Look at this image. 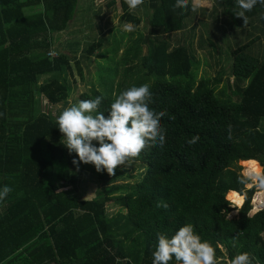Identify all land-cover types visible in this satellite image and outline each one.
Returning <instances> with one entry per match:
<instances>
[{"label": "trees", "instance_id": "1", "mask_svg": "<svg viewBox=\"0 0 264 264\" xmlns=\"http://www.w3.org/2000/svg\"><path fill=\"white\" fill-rule=\"evenodd\" d=\"M212 1L208 12L193 0L184 9L173 8L174 0H149L151 31L142 39L146 54L140 61L146 75L135 85L148 83L150 106L166 110L161 118L165 143L148 144L124 164L147 165L135 187L118 183L129 175V169L118 166L112 175L98 174L103 184L98 198L83 199L73 190L86 165L77 171L72 164L75 154L63 146L49 108L68 106L72 85L64 74L73 75L76 64L82 75V61L90 62L109 48L110 39L84 47L79 58L59 53L53 36L66 34L77 21L78 0H0V183L12 189L0 201V264H151L156 233L171 234L185 223L193 224L214 247L219 244V264L241 251L251 254L253 264H264V208L246 215L256 188L245 190L236 217L228 218L236 209L224 199L228 189L241 187L236 181L241 161L252 158L264 167V7L257 4L246 12L244 25L233 13L239 11L233 0ZM34 8L40 12L27 15ZM138 8L130 12L124 7L121 22L139 27ZM227 15L238 24H230L229 36L234 34L238 44L230 52L228 69L248 82L234 105L216 96L228 74L216 71L211 78V71L219 68L218 61L217 66L210 64L213 44H205L208 39L199 35L194 47L197 21L200 29L214 32L222 29L221 20L227 23ZM198 47L207 54L210 76L199 81L190 77L194 64L196 69L199 65ZM51 52L56 56H49ZM47 75L53 76L42 83ZM182 77L190 78L185 83L168 80ZM113 88L106 95L86 90L80 98L100 95L99 110L106 111ZM193 135L200 139L189 145ZM111 203L119 211L108 216Z\"/></svg>", "mask_w": 264, "mask_h": 264}, {"label": "clouds", "instance_id": "2", "mask_svg": "<svg viewBox=\"0 0 264 264\" xmlns=\"http://www.w3.org/2000/svg\"><path fill=\"white\" fill-rule=\"evenodd\" d=\"M233 13L248 23L246 12H250L257 4L264 7V0H233ZM129 11L135 10L143 0H124ZM189 0H174L173 8L184 9ZM264 19V14L261 15ZM135 25L130 21L121 24V30L131 32ZM113 100L106 111H100L103 97L97 95L89 99H81L64 107L55 116L56 128L62 134L63 146L69 155L75 154L72 164L79 170L80 164H91L97 173L106 172L112 175L114 170L152 144L163 147L165 130L161 127V118L166 110H157L150 106L152 93L148 83L131 85L118 94L113 92ZM105 112L107 115H105ZM171 118V117H169ZM232 125H227L228 139H231ZM200 137L193 135L186 142L195 144ZM95 141V143H93ZM241 170L237 175V184L241 187L228 189L224 199L229 206H241L242 196L246 189L255 187L264 191V167L258 161L249 158L241 161ZM12 191L8 184L0 183V201H4ZM260 192L254 193L253 201ZM161 206L160 204L157 205ZM167 207V204H163ZM256 209H250L246 215L251 216ZM230 215V214H229ZM229 218V216H228ZM264 235V234H262ZM235 239V237H233ZM215 247L207 239L195 231L194 225L185 223L171 234L157 232L154 249L151 251V264H219L220 257ZM225 264H253L254 258L249 252L241 251L231 258L225 257Z\"/></svg>", "mask_w": 264, "mask_h": 264}, {"label": "rangeland", "instance_id": "3", "mask_svg": "<svg viewBox=\"0 0 264 264\" xmlns=\"http://www.w3.org/2000/svg\"><path fill=\"white\" fill-rule=\"evenodd\" d=\"M102 5L103 6L105 5L104 6L105 8L103 9V12H105L108 8V2ZM102 5L94 4L92 0H78V7H77V13H76V17H78V19L75 23L78 24V22H81L80 23L81 26H78V28L73 29L70 33L55 34L53 36V48L59 53L69 54L70 56L77 55V58H79L83 52L84 47L92 44L94 41H97L101 38L110 39V36L107 33H103V35L105 36L98 34L101 31L100 14L103 13L99 6H102ZM29 10L30 9L27 10V13L29 12ZM34 10H40V9L34 8ZM123 12L124 11L121 10V15L123 14ZM135 14L139 17L141 12L139 11ZM216 16H219V18H222L221 13L219 14L217 13ZM226 18H227L226 24L223 25L222 20L219 22V25H222V27L219 25L218 27H221L222 29L221 30L215 29L214 32L212 31L214 29H211V28H210V31L204 30L203 28L200 29V26L196 24V26H198L196 36L198 38L199 35H203L205 39H208L207 41L204 42L205 44L207 45L209 43L213 44L211 53L213 54L214 58L210 60V64L213 66H217L216 61H218L219 68H215V71H211L210 73V75H212L211 78L214 76L216 71L219 72L221 70H224V72L228 74L227 76H225V79L220 83V85L217 86V89H216L217 98L223 104L234 105V104L240 103L243 89L246 87L248 82L244 78L234 77L230 75V71L228 69V68H231L232 66L230 52L233 47L237 46L238 43H235L237 39H234L233 37L234 34H232L231 36H229V34H230V30H232L231 25L234 27H238L237 26L238 24L235 21L233 16L231 18V15L229 16L227 15ZM149 19L150 18L143 17L142 25L139 27L141 30L139 31V29H134L136 30V35L138 37L141 38L144 32H147L148 30H150V27L148 26ZM109 20L111 19H105V18L102 19L101 25L103 24L104 21L108 23ZM236 30L238 31L239 29L236 28ZM132 33L133 31L130 32V34ZM121 36L122 38L125 37L124 41L125 40L128 41L127 33L120 32L119 37ZM241 40H244L242 35H241ZM121 41L122 40H119V42L118 40H114L112 44L113 47H111V44H110V47H109L110 49L109 51L107 50V52H110L109 53L110 56H107V57L103 56V58L105 59H102V55L104 51L101 50L100 56H96L95 54L92 58V61L90 62L82 61V64H81L82 75H80L76 64L75 65L73 64V75L68 74V73L64 74V77L66 75L67 77H69V82L72 85V95L68 102V106H70L73 103H76L78 100H81L80 98L81 93H84L86 90H87L86 92H90V91L92 93L99 92L102 95H106L114 85V88H113L114 92L118 94L121 90L126 89L127 87L131 85H135L145 79L146 71L142 67L140 61H128L127 62L128 67H126L127 63L125 64L124 61H119L120 58L119 59L115 58L114 52L116 50L113 48H116L118 43H120ZM137 41L138 40L134 36L129 41V43H126L125 46L130 47L131 45H133V42L135 43ZM196 43L197 42L194 43L195 45L194 47H196ZM76 44H80V45L75 50H72L76 47ZM68 45H70L72 49H67ZM136 49H139L141 51V45L137 46ZM199 62L202 65V62H205L206 64L207 61H198V63ZM196 64L197 62L194 64L193 71L191 72V75H190L191 78L194 77L193 79H195L197 76V79L200 80V78L202 79L205 76H206V79L207 77H210L209 75L205 74V72L203 73L201 71L197 72ZM128 68H130L131 71L126 73L127 71L126 69ZM204 70L205 71L207 70L206 65H205ZM51 76L53 75H47V76L41 77V82L42 83L46 82L47 80L50 79ZM190 77H182L176 80L172 78H168V80L170 82L178 81L181 83L182 82L185 83L189 80ZM211 78H209V80H212ZM156 80H157L156 78H152L151 82L155 83ZM87 82H89L88 86H87ZM63 108H64L63 106L50 107L49 111L53 112L54 115H58L59 112ZM44 110L47 111V109L45 108ZM262 128L264 129V120L262 122ZM61 139H62V135H61ZM93 143H95V141ZM85 165H86L85 170L81 174V178L79 179V182L75 184L73 193L74 195L79 196L83 199L98 198L100 191L103 187L102 182L99 180V176H98L99 173L95 171L94 167L91 164H85ZM126 165H127L126 167L125 165L123 166L121 165L119 167L124 168V169L125 168L129 169L128 170L129 175L126 176L128 178L126 181H123V182L119 181L118 183H125L129 186L135 187L136 183L142 179L143 174L146 172L147 165L143 163H135V162L134 164L130 163ZM261 191L262 190L256 189V193L261 192ZM253 206H254V201L252 200V207ZM231 208L236 209L233 212H231V218L236 217L237 211L241 207L237 208L235 204H232ZM118 211H119V208L113 203L107 206L108 216L115 215L116 212Z\"/></svg>", "mask_w": 264, "mask_h": 264}, {"label": "crops", "instance_id": "4", "mask_svg": "<svg viewBox=\"0 0 264 264\" xmlns=\"http://www.w3.org/2000/svg\"><path fill=\"white\" fill-rule=\"evenodd\" d=\"M107 2H108V8H107V10L105 12H103V9L105 8L104 7L105 5L104 6L103 5L99 6L100 9L103 12V13L100 14V17H101V20L104 19V18L105 19H111V20H109L108 23L104 21L102 25H101V20H100V26H101L100 29H101V31L98 34H100V35H103V33L109 34L111 47H113L112 44H113L114 40H118V42H119V40H122L120 43H118L116 48H113V49L116 50L114 52L115 58L116 59L120 58L119 61H142L144 55L146 54V49H144V45H142V39H144V36L149 35L151 30H148L147 32H144L143 36H141V38L136 35V30H133L132 34H130V32H125V33L128 34V36H127L128 37L127 38L128 41H126V40L124 41L125 37L124 38H122V36L119 37L120 36V32L124 33V31L121 30L122 22H121L120 19H121L122 15H123V14L121 15V10L124 11V7H127V5L124 3V0H107ZM149 3H150L149 0H143V3L141 5H139L140 8H138V9L141 12L140 17L142 19H143V17L151 18L152 11H151V9L149 7ZM193 4L196 7H198L199 9H203V10H206L208 12L212 11V9L214 8V3H213L212 0H193ZM39 12H40V10L30 9L29 12L27 13V15H31V14H35V13H39ZM80 23L81 22H78V24L74 23L73 26L71 25V27L67 30L66 33H70L73 29H76V28H78V26H81ZM111 24H113V25H111ZM196 24L200 25L198 23V21L196 22ZM109 25H111V26H109ZM139 27L134 28V29H139V31H140L141 29ZM139 31H137V32H139ZM133 34H135V35H133ZM134 36L138 40L135 43L133 42L134 46L131 45V44H130L131 45L130 47H132V48H130L128 46H125L126 43H129V41ZM195 42H198L197 36H195ZM139 45H141V51L139 49H136V47L139 46ZM196 46H198L197 43H196ZM109 49L110 48L103 49L104 52H103V55H102V59H105V58H103V56L104 57L110 56V54H109L110 52H107V50L109 51ZM198 49H199V47H198ZM132 50H133V52H132ZM201 51L202 50L199 49L197 61H209V60H207V57H206L207 54L203 53V51L202 52ZM129 53H131V55H128ZM100 54H101V52L99 51V52L96 53V56H100ZM127 65H128V63L126 64V67H128ZM205 65H206V68H207V63L205 64V62H202V65H201L200 62H199V65L197 66V72L201 71L202 73L205 72V74H206V71L204 70ZM197 75H198V73H197ZM196 78H197V76H196Z\"/></svg>", "mask_w": 264, "mask_h": 264}, {"label": "bare ground", "instance_id": "5", "mask_svg": "<svg viewBox=\"0 0 264 264\" xmlns=\"http://www.w3.org/2000/svg\"><path fill=\"white\" fill-rule=\"evenodd\" d=\"M264 204V191L260 192L259 195L256 196V199L254 201V205L257 206V207H261L262 205Z\"/></svg>", "mask_w": 264, "mask_h": 264}, {"label": "built area", "instance_id": "6", "mask_svg": "<svg viewBox=\"0 0 264 264\" xmlns=\"http://www.w3.org/2000/svg\"><path fill=\"white\" fill-rule=\"evenodd\" d=\"M49 56L54 57V56H56V54H55L54 52H51V53L49 54ZM253 208L256 209V211L253 212V214H255L256 212L262 210V209L264 208V205H262L261 207H260V206L257 207V206L254 205V206L252 207V209H253ZM229 218H231V215L229 216Z\"/></svg>", "mask_w": 264, "mask_h": 264}]
</instances>
